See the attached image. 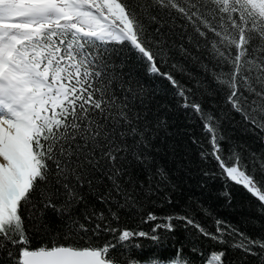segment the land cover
<instances>
[{"label": "snow or ice", "instance_id": "1", "mask_svg": "<svg viewBox=\"0 0 264 264\" xmlns=\"http://www.w3.org/2000/svg\"><path fill=\"white\" fill-rule=\"evenodd\" d=\"M0 264H264V0H0Z\"/></svg>", "mask_w": 264, "mask_h": 264}, {"label": "trees", "instance_id": "2", "mask_svg": "<svg viewBox=\"0 0 264 264\" xmlns=\"http://www.w3.org/2000/svg\"><path fill=\"white\" fill-rule=\"evenodd\" d=\"M134 226V225H133Z\"/></svg>", "mask_w": 264, "mask_h": 264}]
</instances>
